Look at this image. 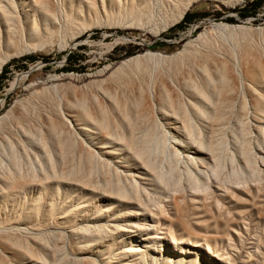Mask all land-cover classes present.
Instances as JSON below:
<instances>
[{"label": "bare ground", "instance_id": "6f19581e", "mask_svg": "<svg viewBox=\"0 0 264 264\" xmlns=\"http://www.w3.org/2000/svg\"><path fill=\"white\" fill-rule=\"evenodd\" d=\"M140 1L149 23L179 4L182 19L193 0ZM91 2L62 0L61 10L54 0H0V71L26 27L31 37L53 32ZM214 55L198 51L149 80L120 78L128 59L112 74L116 88L66 106L29 97L7 109L0 264H232L209 240L178 235L175 222L162 233L150 224L164 198L179 209L183 187L196 195L219 179L226 155L264 173V63Z\"/></svg>", "mask_w": 264, "mask_h": 264}, {"label": "rangeland", "instance_id": "374dc122", "mask_svg": "<svg viewBox=\"0 0 264 264\" xmlns=\"http://www.w3.org/2000/svg\"><path fill=\"white\" fill-rule=\"evenodd\" d=\"M252 1L193 0L185 13L191 19L175 28L183 20L177 19L180 4L165 18L156 16L148 23L141 19L145 8L140 0H92L83 11L75 10L72 23L55 25L53 32L31 37L26 27L27 34L10 48L14 52L3 66L7 71L0 82V116L29 97L66 106L100 88H116L112 74L128 59L134 61L123 67L119 77L124 80L130 73L148 80L167 76L193 54L208 49L215 57L264 63V0L256 8H251ZM54 3L62 10V0ZM23 109L17 108L18 117ZM235 155L234 160L223 157L219 179L213 178L201 192L193 195L189 187L177 192L179 209L164 198V208L155 211L150 224L162 233L175 222L178 235L193 233L209 240L232 257V264H264L263 166L253 161L247 167Z\"/></svg>", "mask_w": 264, "mask_h": 264}, {"label": "trees", "instance_id": "16d2710c", "mask_svg": "<svg viewBox=\"0 0 264 264\" xmlns=\"http://www.w3.org/2000/svg\"><path fill=\"white\" fill-rule=\"evenodd\" d=\"M261 3V0H254L251 2L250 6L251 8H256L259 4ZM242 18H245L246 16L245 15H241ZM191 19V15L190 14H185L184 17H183V20L177 24L175 26V28H181L182 24L189 21ZM72 58V55L71 54H68L66 60L69 61L70 59ZM26 59L30 60V61H33L35 58L34 57H27ZM6 71H7V68L6 66L3 67L2 69V72L0 74V82L2 81L3 77L5 76L6 74Z\"/></svg>", "mask_w": 264, "mask_h": 264}, {"label": "water", "instance_id": "95a60500", "mask_svg": "<svg viewBox=\"0 0 264 264\" xmlns=\"http://www.w3.org/2000/svg\"><path fill=\"white\" fill-rule=\"evenodd\" d=\"M185 15V14H184Z\"/></svg>", "mask_w": 264, "mask_h": 264}]
</instances>
